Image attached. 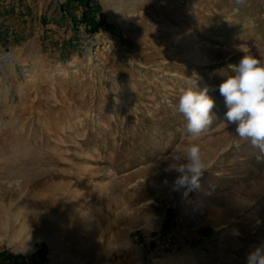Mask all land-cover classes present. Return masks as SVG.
I'll use <instances>...</instances> for the list:
<instances>
[{
  "label": "rangeland",
  "instance_id": "obj_1",
  "mask_svg": "<svg viewBox=\"0 0 264 264\" xmlns=\"http://www.w3.org/2000/svg\"><path fill=\"white\" fill-rule=\"evenodd\" d=\"M62 2L0 0V250L247 264L264 245V160L225 120L219 85L245 54L264 62V0H97L94 33ZM188 78L215 101L196 138L174 107ZM190 143L207 171L174 200L170 157Z\"/></svg>",
  "mask_w": 264,
  "mask_h": 264
},
{
  "label": "clouds",
  "instance_id": "obj_2",
  "mask_svg": "<svg viewBox=\"0 0 264 264\" xmlns=\"http://www.w3.org/2000/svg\"><path fill=\"white\" fill-rule=\"evenodd\" d=\"M241 51H243L241 49ZM232 74L219 85L224 97L225 120L235 124V132L241 140L250 141L258 149V159L264 160V62L245 54L238 65H229ZM181 89L175 111L186 120V130L192 138L198 137L212 123L214 99L209 87L201 89L196 79L188 78ZM178 173L174 190L191 191L200 187V180L207 171L201 148L190 143L178 148L170 157ZM247 264H264V245L249 253Z\"/></svg>",
  "mask_w": 264,
  "mask_h": 264
},
{
  "label": "trees",
  "instance_id": "obj_3",
  "mask_svg": "<svg viewBox=\"0 0 264 264\" xmlns=\"http://www.w3.org/2000/svg\"><path fill=\"white\" fill-rule=\"evenodd\" d=\"M97 0H64L60 5V9L69 11L70 6L80 7L81 14L75 18L74 23L83 25L89 33H94L100 27L97 23L96 17L100 13V6L98 3L93 2ZM41 252L31 254L26 257L20 253H11L7 250H0V264H38L41 259H45Z\"/></svg>",
  "mask_w": 264,
  "mask_h": 264
},
{
  "label": "crops",
  "instance_id": "obj_4",
  "mask_svg": "<svg viewBox=\"0 0 264 264\" xmlns=\"http://www.w3.org/2000/svg\"><path fill=\"white\" fill-rule=\"evenodd\" d=\"M168 195H169V193H168ZM170 197V196H169ZM187 226H186V229L184 230V232H186L185 233V235L186 236H194V235H197V233H196V228H194V225H191L190 223H187L186 224ZM234 232H236V231H234ZM238 234V233H237ZM228 235H231V233H229ZM234 235V234H233ZM233 235H231V236H233ZM30 238V237H29ZM177 241L179 242V243H184L185 241H186V238L185 239H177ZM112 244L113 245H111V247H115L116 246V244H114V242L112 241ZM89 249H91L90 250V252L89 253H92L95 249H96V251L98 252L99 251V245L98 244H93V245H91L90 246V248ZM94 256H96V254L95 255H92V257H94ZM181 258H183V259H181V261H185L186 263L185 264H195V261L194 260H191L190 262H189V256L187 255V254H185L184 256H181ZM188 258V259H187ZM200 259H202V257H199ZM189 262V263H188Z\"/></svg>",
  "mask_w": 264,
  "mask_h": 264
},
{
  "label": "bare ground",
  "instance_id": "obj_5",
  "mask_svg": "<svg viewBox=\"0 0 264 264\" xmlns=\"http://www.w3.org/2000/svg\"><path fill=\"white\" fill-rule=\"evenodd\" d=\"M181 191H182V189L181 190H179V191H176V190H174V187L173 188H171L170 190H169V195H170V198H172V199H179L180 200V197H181ZM231 235H233V232L231 233ZM223 236V234L222 233H218L217 234V240L219 239V238H221ZM215 237V236H214ZM216 240V241H217ZM221 246V245H220ZM224 250V247H223V245H222V247L221 248H219V255H220V257H223V251ZM58 258H60V256H57Z\"/></svg>",
  "mask_w": 264,
  "mask_h": 264
},
{
  "label": "built area",
  "instance_id": "obj_6",
  "mask_svg": "<svg viewBox=\"0 0 264 264\" xmlns=\"http://www.w3.org/2000/svg\"><path fill=\"white\" fill-rule=\"evenodd\" d=\"M41 262V261H40Z\"/></svg>",
  "mask_w": 264,
  "mask_h": 264
}]
</instances>
